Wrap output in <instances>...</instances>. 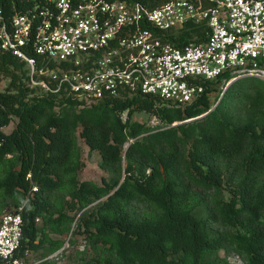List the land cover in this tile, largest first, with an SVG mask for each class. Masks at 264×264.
I'll list each match as a JSON object with an SVG mask.
<instances>
[{
	"label": "trees",
	"instance_id": "obj_1",
	"mask_svg": "<svg viewBox=\"0 0 264 264\" xmlns=\"http://www.w3.org/2000/svg\"><path fill=\"white\" fill-rule=\"evenodd\" d=\"M32 4L0 0L9 16ZM156 35L183 49L206 43L209 28L189 23L180 32ZM2 78L9 82L0 92V201L22 208L17 257L26 259L46 243L58 247L38 220L48 227L73 222L62 211L54 217V200L66 190L69 211L107 197L82 216L83 234L97 255L87 264H229L220 256L228 248L245 264H264L263 80H236L213 110V84H227L229 74L198 80L205 91L185 107L140 94L90 102L43 94L30 85L26 64L8 53L0 55ZM135 112L162 125L134 122ZM13 118L15 128L6 134ZM79 132L100 154L101 168L115 174L103 186L78 178ZM137 205L150 212L139 214Z\"/></svg>",
	"mask_w": 264,
	"mask_h": 264
},
{
	"label": "built area",
	"instance_id": "obj_2",
	"mask_svg": "<svg viewBox=\"0 0 264 264\" xmlns=\"http://www.w3.org/2000/svg\"><path fill=\"white\" fill-rule=\"evenodd\" d=\"M156 1L33 0L12 16L0 7V55L23 61L43 94L89 102L129 93L185 107L205 91L198 80L264 81V0H160L151 8ZM189 23L209 28L206 43L179 49L156 35ZM21 211L0 217L4 264H28L16 256Z\"/></svg>",
	"mask_w": 264,
	"mask_h": 264
},
{
	"label": "rangeland",
	"instance_id": "obj_3",
	"mask_svg": "<svg viewBox=\"0 0 264 264\" xmlns=\"http://www.w3.org/2000/svg\"><path fill=\"white\" fill-rule=\"evenodd\" d=\"M8 82V79H1L0 92L5 91ZM229 84L230 83L224 84V82L213 84V90L209 94L213 110L219 105L221 99L224 97L225 94L223 95V93H226L230 88V86L228 88ZM126 116L127 113L123 115V119H126ZM132 121L146 124L150 127L162 125L160 120L156 117L150 116L144 112H135ZM15 124L16 119L13 118L12 123L4 128L3 131L6 134H9L15 128ZM77 144L80 150V161L83 164V167L78 173L79 180L81 182H92L98 186H103L104 182L112 181L115 174L110 170H104L101 168L100 154L90 150L85 141L81 138L80 132L77 134ZM122 181L123 180H121V182ZM65 193L66 190L61 191L54 200L57 206V209L54 211V217H57L62 211L69 217H73V222H62L55 227H48L43 224L41 219H39L38 224L45 229L44 234L59 245L57 248H54L48 243L44 244L40 250L28 254L25 259L28 264H87L97 256L95 249L83 234L84 224L81 221L82 216L87 212L96 209L102 201L107 199V197L95 201L89 207L77 212L76 210L69 211L68 203H70L71 200L66 197ZM16 209L17 208L9 201H0V216L5 213H12L16 211ZM134 209L141 215H147L150 212L149 208L145 205H137ZM220 256L226 259L229 264H245L243 259L232 248L222 250Z\"/></svg>",
	"mask_w": 264,
	"mask_h": 264
},
{
	"label": "water",
	"instance_id": "obj_4",
	"mask_svg": "<svg viewBox=\"0 0 264 264\" xmlns=\"http://www.w3.org/2000/svg\"><path fill=\"white\" fill-rule=\"evenodd\" d=\"M233 82H234V81H232V82H231V83L228 85V88H229V86H231V84H232ZM228 88H227V89H228ZM227 89H226V91H227ZM224 94H225V92L223 93V95H224ZM223 95H222V96H223ZM129 146H130V145L126 146V151H125V152H127V151H128V149H129Z\"/></svg>",
	"mask_w": 264,
	"mask_h": 264
}]
</instances>
